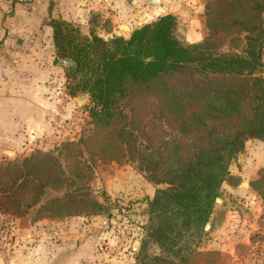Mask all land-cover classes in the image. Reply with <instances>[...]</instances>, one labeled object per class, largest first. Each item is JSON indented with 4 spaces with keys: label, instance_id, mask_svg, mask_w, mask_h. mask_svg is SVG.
Returning <instances> with one entry per match:
<instances>
[{
    "label": "trees",
    "instance_id": "trees-1",
    "mask_svg": "<svg viewBox=\"0 0 264 264\" xmlns=\"http://www.w3.org/2000/svg\"><path fill=\"white\" fill-rule=\"evenodd\" d=\"M241 10L239 17L218 16L197 43L182 38L172 14L134 28L127 38L98 34L101 23L109 25L99 13L90 14L87 34L51 19L53 64H76L61 67L66 91L72 98L89 96L91 128L82 144L111 128L108 140L119 158L163 186L146 201L150 224L136 264H186L206 235L223 184L239 181L230 175L231 164L249 140L264 143V0H243ZM220 33L236 34L240 45L224 50L211 41ZM43 158L52 159L49 153ZM39 183L41 195L45 185ZM92 207L100 215L102 205L93 201ZM148 246L161 255L148 256Z\"/></svg>",
    "mask_w": 264,
    "mask_h": 264
},
{
    "label": "crops",
    "instance_id": "crops-1",
    "mask_svg": "<svg viewBox=\"0 0 264 264\" xmlns=\"http://www.w3.org/2000/svg\"><path fill=\"white\" fill-rule=\"evenodd\" d=\"M157 1L0 0V160L24 157L51 135L45 114L55 106L59 76L64 86L66 82L64 70L53 64L51 19L86 29L90 14L99 13L110 26L102 37L127 38L134 28L172 14L186 42L203 39L201 0ZM258 171L248 174L230 169L239 181L223 184L206 227L215 232L204 249L213 258L211 264H245L250 243L264 244V185L259 187ZM116 172L104 185L114 205L110 219L100 216L85 224L81 217H11L16 249L11 259L0 264H132L142 232L129 223L134 221L135 207L151 200L156 188L131 170ZM117 208L133 218L130 222L121 217L129 224L132 237L122 252L115 247L103 251V245L114 243L113 229L107 228L120 216ZM118 254L120 261L114 258Z\"/></svg>",
    "mask_w": 264,
    "mask_h": 264
},
{
    "label": "rangeland",
    "instance_id": "rangeland-1",
    "mask_svg": "<svg viewBox=\"0 0 264 264\" xmlns=\"http://www.w3.org/2000/svg\"><path fill=\"white\" fill-rule=\"evenodd\" d=\"M201 1V24L204 37H208L210 34L208 31V24H213V21L218 20V16L223 15L225 17L229 15L230 17H239L243 12L241 10L243 0ZM230 3L232 5H229ZM243 8H248V5H244ZM109 28V25L106 26V24L104 25L101 23V25L96 28V32L105 36V32ZM80 31L83 34H87L89 28H80ZM235 38H237L236 34L224 35L220 33L218 37L216 36L211 41L216 40L217 44L222 45L224 50H228V48H233L238 44L240 45V42H236ZM241 39L242 36L239 37V40ZM62 87L66 88V82L64 86L63 78L59 76L56 81L55 90L57 91ZM54 102L56 105V98H54ZM87 105L86 102L82 104L81 107L76 104V108H78L80 112H83V122L81 123L82 128L79 138L75 140H63L62 137L55 138L51 131V135H49L46 140L42 139L40 141V143L43 144L35 147L28 155L0 160V213L11 217L15 216L18 218L24 217L33 219L43 216L58 219L81 217L84 218V220L81 219L83 223L89 224L90 220L95 217L104 216L108 219L111 218L114 205L109 202V196L104 185L108 184L112 176L114 177L116 175L117 170H131L145 180V176L138 171L136 164L131 163L125 157L119 158L120 153H117L110 145L111 142H109L108 136L112 133L111 128L96 131L93 140L88 145L82 144V141L86 139L91 128L87 123ZM78 149H80V151H78ZM48 153L52 157L50 160L43 158V156ZM31 157L33 158L30 161L21 165L22 160L30 159ZM53 159L57 161L56 165L50 162ZM78 162H80V164H77ZM82 164H85L88 168H83ZM259 168L262 170L258 171ZM230 169L235 172L246 171L248 174L258 171L261 177L258 180V184L261 188L262 185H264V175H262L264 172V143L257 140H249L245 145L244 152L238 155L236 160L231 164L229 170ZM27 171H30L31 175L27 176V174H25ZM78 172L80 173V177H76ZM32 181H34V183H32ZM39 182L45 185L41 195H38V188H35V186L40 185ZM149 184L156 189L163 188V186L157 187L153 183ZM10 188L13 190V193L8 195L7 190ZM34 195L39 196L38 202L32 207H27V204L32 202L31 197ZM93 201L102 205L100 215L95 213L96 210L92 207ZM216 204L217 201L215 202V205ZM115 205L116 207L118 206L117 204ZM135 208V217L134 219L132 218L134 220L133 222L128 213L121 212L119 208H117V210L121 221H124L123 218H126L127 221L130 220V222H132L129 224H136V226L141 229V241L145 238V229H147L150 224L147 202L145 205L140 203V205ZM131 212L132 208L130 209V213ZM68 213L70 216H67ZM117 217L118 216L114 217L116 220L107 228L109 231L119 228L120 221L119 217ZM129 224L127 223L129 229L127 232L129 233L126 232V236H123L124 239L118 238L116 232L113 231L114 243H105L106 245H103L102 250L104 251V249L115 247L122 252V248L124 249V246L129 242V238L132 237ZM205 231L206 235L202 237L199 249L197 251L194 250L186 264L214 263L212 256L206 253L204 249L208 247V241L212 239V234L215 232L208 231L207 228H205ZM146 253L148 256L161 255V252L155 246H148ZM136 255H134V257ZM119 256L118 254L114 256V258L120 261ZM131 263L136 264L135 258Z\"/></svg>",
    "mask_w": 264,
    "mask_h": 264
},
{
    "label": "built area",
    "instance_id": "built-area-1",
    "mask_svg": "<svg viewBox=\"0 0 264 264\" xmlns=\"http://www.w3.org/2000/svg\"><path fill=\"white\" fill-rule=\"evenodd\" d=\"M57 104L45 114V118L55 138L75 140L80 137L82 128L83 112L76 108L75 99L68 95L66 88L62 87L56 91ZM43 144V143H41ZM116 232L118 238L126 236L129 231L125 221H120ZM15 224L13 219L0 213V261L6 262L15 253ZM128 233V232H127ZM124 239V238H123ZM245 264H264V244L260 241L250 243L248 252L243 259ZM233 264H237L233 262Z\"/></svg>",
    "mask_w": 264,
    "mask_h": 264
},
{
    "label": "water",
    "instance_id": "water-1",
    "mask_svg": "<svg viewBox=\"0 0 264 264\" xmlns=\"http://www.w3.org/2000/svg\"><path fill=\"white\" fill-rule=\"evenodd\" d=\"M150 3L151 4H157L159 2L157 0H150ZM57 65L59 67H64L65 69H70V68L75 69L76 68V64L70 59H64V60L58 62ZM88 101H89V96L87 94L80 95V96L75 98V102L79 107H81L82 104H84L85 102L88 104Z\"/></svg>",
    "mask_w": 264,
    "mask_h": 264
}]
</instances>
